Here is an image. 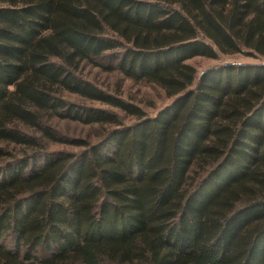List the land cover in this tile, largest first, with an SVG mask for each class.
Instances as JSON below:
<instances>
[{
  "label": "trees",
  "instance_id": "1",
  "mask_svg": "<svg viewBox=\"0 0 264 264\" xmlns=\"http://www.w3.org/2000/svg\"><path fill=\"white\" fill-rule=\"evenodd\" d=\"M82 64L173 100L145 116ZM0 264H264V0H0Z\"/></svg>",
  "mask_w": 264,
  "mask_h": 264
},
{
  "label": "rangeland",
  "instance_id": "2",
  "mask_svg": "<svg viewBox=\"0 0 264 264\" xmlns=\"http://www.w3.org/2000/svg\"><path fill=\"white\" fill-rule=\"evenodd\" d=\"M189 64L194 66L197 76L200 73L211 67L221 65L223 63H256L257 59L246 56L244 53L235 55H220L218 58H206V57H193L187 60ZM107 63V62H104ZM81 76L95 84L100 89L111 93L113 95L119 96L125 101L130 102L138 106L144 113L145 116H153L156 112L169 104L173 97H169L165 92L153 85L146 82H134L118 71H104L97 66L90 64H82L80 66ZM80 104L87 106L100 107L110 111H113L119 118V121L124 125L131 124L135 118L131 115H127L117 108H110L106 105L100 104L94 101H81L76 97H71ZM51 125L53 129L62 136L67 137L70 140L80 139L82 141H87L88 143H93L99 140L107 128L99 127V125H87L79 122H72L62 119L51 120ZM113 127L111 125H108ZM48 140V139H47ZM42 149L48 151H78L83 148V146L75 145L74 142H55L52 140H44L42 142ZM4 243L7 245L12 244V237L7 234L4 239ZM46 251L42 248H38V254L43 255Z\"/></svg>",
  "mask_w": 264,
  "mask_h": 264
}]
</instances>
